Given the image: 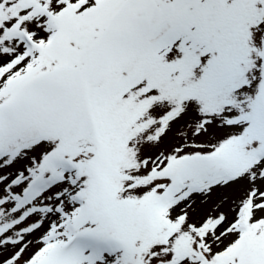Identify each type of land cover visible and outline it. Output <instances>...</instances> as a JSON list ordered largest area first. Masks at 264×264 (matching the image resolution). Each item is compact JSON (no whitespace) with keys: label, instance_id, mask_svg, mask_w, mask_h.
<instances>
[{"label":"snow or ice","instance_id":"snow-or-ice-1","mask_svg":"<svg viewBox=\"0 0 264 264\" xmlns=\"http://www.w3.org/2000/svg\"><path fill=\"white\" fill-rule=\"evenodd\" d=\"M0 264H264V0H0Z\"/></svg>","mask_w":264,"mask_h":264}]
</instances>
